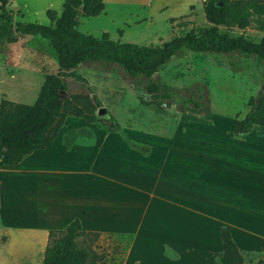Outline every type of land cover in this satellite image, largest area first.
<instances>
[{"label": "crops", "instance_id": "obj_1", "mask_svg": "<svg viewBox=\"0 0 264 264\" xmlns=\"http://www.w3.org/2000/svg\"><path fill=\"white\" fill-rule=\"evenodd\" d=\"M63 1L6 0L8 23L36 24L30 19H43L46 10L59 16ZM110 1L102 0L103 10L93 18L105 15ZM134 1L147 9L151 25L171 0ZM186 1L177 15L187 11ZM97 65L79 64L75 72L93 78ZM52 72H57L55 54L46 40L0 43V100L33 104ZM63 127L46 148L16 165L0 166V174L9 175L0 178V264H41L48 232L75 219L81 231L98 234L101 248H92L95 252L110 247L100 264H219L221 227L228 228L243 260L232 230L245 223L239 202L247 177L238 163L244 152H203L187 139H141L134 136L142 132L133 129L121 135L74 116H67ZM80 129L84 132L64 149L68 132ZM257 155L263 169L252 178L255 190H264V153Z\"/></svg>", "mask_w": 264, "mask_h": 264}, {"label": "trees", "instance_id": "obj_2", "mask_svg": "<svg viewBox=\"0 0 264 264\" xmlns=\"http://www.w3.org/2000/svg\"><path fill=\"white\" fill-rule=\"evenodd\" d=\"M5 5L6 0H0V43H14L17 37L38 36L46 40L54 51L57 72L44 77L31 105L0 100V166L16 165L33 151L49 146L64 130L63 121L67 116L98 123L108 131L118 129V124L108 113L96 116L101 105L95 96L90 97L92 89L86 80L76 74L79 64L104 62L118 67L131 79L141 78L144 92L148 95L143 101L160 107L170 106L175 89L153 75L180 50L252 56L263 63L264 69V0H202L203 18L208 27L198 31L191 29L154 47L115 43L105 33L99 38L79 33L76 30L78 18L99 15L103 10L102 0H64L59 16L52 10L45 11L48 26L15 23L7 27L5 23L11 21V14ZM181 18L169 19L168 22L171 24ZM186 24L177 23V26ZM247 28L260 32L262 38L253 42L242 35H232L236 30ZM67 79L79 83L86 93L67 94ZM194 90L202 91L200 86ZM59 91L64 94H59ZM188 102L195 113L204 108L201 96H194L193 91ZM248 105L249 109L241 119L232 120L230 133L233 137L245 135L254 127L264 129V78L260 91L248 100ZM83 132V129L68 132L63 148L68 149L74 138ZM220 239L218 263L243 264L241 253L227 227L220 228ZM97 240L98 234L81 231L75 219L62 230L48 232L41 264H100L104 254L92 249ZM255 264H264V260Z\"/></svg>", "mask_w": 264, "mask_h": 264}, {"label": "rangeland", "instance_id": "obj_3", "mask_svg": "<svg viewBox=\"0 0 264 264\" xmlns=\"http://www.w3.org/2000/svg\"><path fill=\"white\" fill-rule=\"evenodd\" d=\"M185 1H169V7L157 17L159 20L149 25L147 9L139 7L140 1L111 0L105 6V15L98 19L81 18L76 30L94 38L105 33L112 42L159 46L191 29L198 31L208 27L203 18L202 0H187V11L177 15L183 9ZM114 13H117V18H113ZM176 15L183 18L170 24L168 20ZM30 20H35L33 22L39 25H48L46 17ZM136 20L138 24L142 23L140 29L135 28ZM182 22H186V26H177V23ZM5 25L11 27L9 23ZM102 29L104 32L100 31ZM118 31L122 34H118ZM232 35H242L253 42H258L263 36L253 28L236 30ZM100 65L96 66L97 73L93 78L88 75L82 77L87 86H94L93 94L99 100L100 107L118 124L121 135H124V130L128 132L133 129L142 132L141 136H134L141 139H187L198 144L203 152L218 149L227 155L245 153L244 159L238 161L247 177L245 199L239 202L241 207H245V223L243 227L234 225L232 234L237 245L243 249V264H255L264 260V190H255L252 178L263 169L262 159L257 154L264 153V129L254 127L249 133L239 137H233L230 133L232 120L244 116L249 109L248 100L253 99L260 91L264 78L263 63L255 57L236 53L216 55L180 50L159 69L156 76L161 83L175 89L169 107L143 101L147 97L141 78L131 79L118 67L108 63L100 62ZM65 83L67 94L86 93L79 83L70 79ZM197 86L202 89L200 93L194 90ZM191 91L194 96H201L203 112H193L192 105L188 102ZM227 161L232 162L231 159ZM7 176L6 172L0 174L2 179ZM229 205H233L231 198ZM102 247L103 250L99 251L101 246L96 243L92 245V248H99L97 252L107 256L106 252L110 247Z\"/></svg>", "mask_w": 264, "mask_h": 264}, {"label": "water", "instance_id": "obj_4", "mask_svg": "<svg viewBox=\"0 0 264 264\" xmlns=\"http://www.w3.org/2000/svg\"><path fill=\"white\" fill-rule=\"evenodd\" d=\"M78 10L80 11L81 10V6L80 7H78ZM157 76V73H155L154 75H153V77H156ZM65 81V80H64ZM59 94H64L62 91H59ZM92 96V95H91ZM146 97H148V95H146ZM106 114V110L104 109V108H102V107H99L98 109H97V111H96V116H98V117H101V116H103V115H105Z\"/></svg>", "mask_w": 264, "mask_h": 264}]
</instances>
